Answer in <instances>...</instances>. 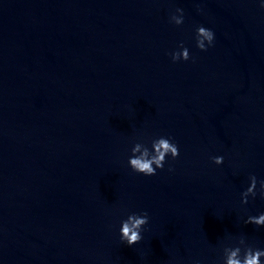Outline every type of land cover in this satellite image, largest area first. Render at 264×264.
<instances>
[{
    "label": "clouds",
    "instance_id": "obj_1",
    "mask_svg": "<svg viewBox=\"0 0 264 264\" xmlns=\"http://www.w3.org/2000/svg\"><path fill=\"white\" fill-rule=\"evenodd\" d=\"M261 7L264 8V4H261ZM169 22L176 26L182 25L184 23V10L177 8L175 14L169 17ZM213 41L214 33L211 29L205 28L204 26H198L196 28L197 48L201 51H206V44L207 46H211ZM178 48L180 49L179 51H174L170 54L172 61L174 63L180 60L188 61L190 59V53L183 42L178 45ZM131 151L132 156L128 161L129 166L134 172L143 174L144 176L156 175L157 169L164 168L166 157L170 155L172 159H176L180 154L177 144L172 142L171 138L163 136L152 141L151 151L142 143H135ZM212 160L216 165H221L224 162L223 156L212 157ZM171 170L169 168V171ZM249 180V187L242 193V203L248 202L249 193L253 197L256 195L257 178L255 175H251ZM260 192L264 196V180L260 181ZM148 223L149 215L147 212L128 215L127 219L121 221L119 230L120 240L129 247L138 244L142 240V230ZM245 224L264 226V213L258 216H249ZM241 252L239 247L230 250L226 264H261V257H264V250L253 249L251 246L243 250V256Z\"/></svg>",
    "mask_w": 264,
    "mask_h": 264
}]
</instances>
